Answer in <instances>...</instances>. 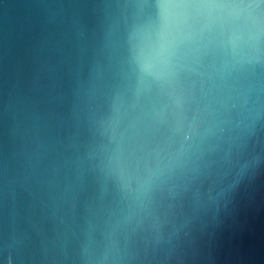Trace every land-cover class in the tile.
I'll return each instance as SVG.
<instances>
[{
    "label": "water",
    "instance_id": "95a60500",
    "mask_svg": "<svg viewBox=\"0 0 264 264\" xmlns=\"http://www.w3.org/2000/svg\"><path fill=\"white\" fill-rule=\"evenodd\" d=\"M0 264H264V0H0Z\"/></svg>",
    "mask_w": 264,
    "mask_h": 264
}]
</instances>
